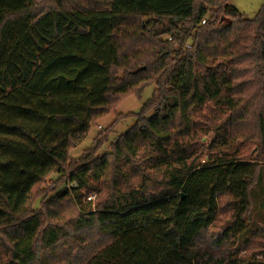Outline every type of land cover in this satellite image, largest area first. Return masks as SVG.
Returning a JSON list of instances; mask_svg holds the SVG:
<instances>
[{"label":"trees","instance_id":"1","mask_svg":"<svg viewBox=\"0 0 264 264\" xmlns=\"http://www.w3.org/2000/svg\"><path fill=\"white\" fill-rule=\"evenodd\" d=\"M229 1L0 0V264H264V226H251L264 155L199 162L207 107L233 133L254 124L264 154V3L247 19ZM149 86L107 153L94 157L102 131L70 157ZM53 174L77 189L33 210ZM97 183L106 195L92 212L82 191ZM224 221L220 259L199 263L197 242Z\"/></svg>","mask_w":264,"mask_h":264},{"label":"rangeland","instance_id":"2","mask_svg":"<svg viewBox=\"0 0 264 264\" xmlns=\"http://www.w3.org/2000/svg\"><path fill=\"white\" fill-rule=\"evenodd\" d=\"M263 3L264 0H230L228 2L230 6L237 9L243 17L247 19L254 18ZM153 90L154 86H149L144 90L140 99L133 96L123 99L114 112L110 113L105 119L99 121L96 125L91 127L87 138L81 145L74 148L70 152V157L74 160L86 157L95 147V139L102 131H105V135H107L106 140H104L101 147L96 150L94 157H101V155L107 153L109 151L110 144L133 126L135 119L130 117V115L137 114L139 112L142 106L151 98ZM200 114V121L203 124V130L198 136L199 145L207 146L206 152L199 160L200 163H203L217 150H224V152L230 153L231 156L244 160L253 161L258 156L259 160L262 159L264 154L261 153V149L254 139V124L252 125V123H250L249 126H246L245 129L241 130L240 125L245 121L238 123V130L233 133L230 128L231 118H229V115L226 114L225 110L207 107L204 108ZM240 114H242V112H240ZM220 137L223 139V146L220 143ZM213 142H215V146L209 150V145L212 146ZM209 152L211 153L210 155ZM259 164L263 163L260 162ZM58 179L59 175L53 174L47 179V182L41 186L40 191L42 193L34 201L32 206L33 210L40 209L45 201L56 195L58 192L77 189L76 182H57ZM96 187L100 193L98 190L82 191V203L89 204L92 212L96 210V204L101 202L106 195L103 184L97 183ZM258 194L261 195V199L255 204L253 203L251 211L252 227H256L257 225L264 226V182L262 183ZM222 213L223 210L219 211L217 217L218 221L222 219ZM227 223L228 222L226 221L221 224L217 223L216 226L209 227L204 232L202 239L196 244L199 263H201L202 259H204L207 255L212 256L214 261L220 259L221 256L219 252H222L224 248L220 249L212 246V235L217 233L221 227L225 226ZM251 255L252 251H240V257H250ZM256 258L259 259V257Z\"/></svg>","mask_w":264,"mask_h":264},{"label":"built area","instance_id":"3","mask_svg":"<svg viewBox=\"0 0 264 264\" xmlns=\"http://www.w3.org/2000/svg\"><path fill=\"white\" fill-rule=\"evenodd\" d=\"M202 23H204V21H202ZM186 48H189V45H187Z\"/></svg>","mask_w":264,"mask_h":264}]
</instances>
